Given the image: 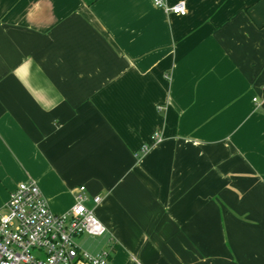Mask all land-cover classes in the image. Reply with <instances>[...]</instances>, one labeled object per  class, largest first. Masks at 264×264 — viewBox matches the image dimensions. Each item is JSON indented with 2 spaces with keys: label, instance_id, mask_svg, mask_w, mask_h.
<instances>
[{
  "label": "crops",
  "instance_id": "obj_1",
  "mask_svg": "<svg viewBox=\"0 0 264 264\" xmlns=\"http://www.w3.org/2000/svg\"><path fill=\"white\" fill-rule=\"evenodd\" d=\"M180 1L0 0V210L84 185L111 264H264V0Z\"/></svg>",
  "mask_w": 264,
  "mask_h": 264
},
{
  "label": "built area",
  "instance_id": "obj_2",
  "mask_svg": "<svg viewBox=\"0 0 264 264\" xmlns=\"http://www.w3.org/2000/svg\"><path fill=\"white\" fill-rule=\"evenodd\" d=\"M151 1L172 14L184 15L187 11L182 1L172 5L165 0ZM153 139L159 142L161 136L156 133ZM146 150L143 147L142 151ZM73 200L67 212L56 214L33 180L19 182L0 210V264H111L109 250L89 252L76 240L106 232L88 205L90 201L99 204L101 196H89L86 187L79 185Z\"/></svg>",
  "mask_w": 264,
  "mask_h": 264
}]
</instances>
